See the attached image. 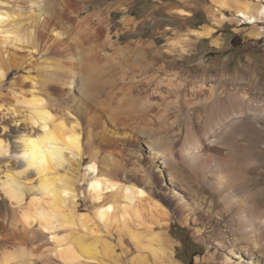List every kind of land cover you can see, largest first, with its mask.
Here are the masks:
<instances>
[{
	"label": "bare ground",
	"instance_id": "6f19581e",
	"mask_svg": "<svg viewBox=\"0 0 264 264\" xmlns=\"http://www.w3.org/2000/svg\"><path fill=\"white\" fill-rule=\"evenodd\" d=\"M91 1L0 0V87L15 75L0 119L18 124L13 150L1 125L0 156L13 153L14 165L0 188L23 209L19 231L0 223V247L8 233L48 234L38 247L0 252V264H122L128 243L139 264H182L173 220L205 245L195 264H264V102L249 96L264 85H214L175 64L202 39L218 48L226 23L264 39V0H209L210 24L161 47L112 31V11L125 13L128 1L101 13ZM130 18L123 25L135 29ZM242 71L259 75L246 65L229 78Z\"/></svg>",
	"mask_w": 264,
	"mask_h": 264
},
{
	"label": "rangeland",
	"instance_id": "374dc122",
	"mask_svg": "<svg viewBox=\"0 0 264 264\" xmlns=\"http://www.w3.org/2000/svg\"><path fill=\"white\" fill-rule=\"evenodd\" d=\"M118 1L120 0H92L88 5L91 13H95V12L101 13L107 11L110 6L114 5V2L117 3ZM126 1H128V5H129L128 8L130 10L128 9V11H126L125 13L117 12V11H112L111 13L112 31L114 33L121 31L122 32L121 37L125 41H132L139 39L146 41L154 40L157 41L158 45L161 47L167 43L168 40L167 38L173 36L174 33H184L189 31L190 29H200L202 26L210 24L208 12L206 9V7L209 5V0H190L189 4H187V2L183 3V1L180 0H126ZM169 6L170 7L175 6L176 9L187 10L191 12L192 15L189 17H183V16L181 17L176 12L170 13L168 9ZM128 17L129 18L131 17L130 19L137 21L138 24L135 28L137 30L125 28L123 22L125 21L124 19H127ZM97 21L98 20H95L94 22L96 24H99V22ZM249 28H251V26L245 23H243L242 25L226 23L224 24V26H221L217 29L218 32L214 36L215 39L219 40L220 46L218 48L213 46L212 39H202L196 45L197 51L193 53L192 56L191 55L185 56L183 61L181 62L177 61L175 64L176 65L178 64L177 65L178 67H181L186 70L193 69V71L196 72L195 75L199 77L207 75V77L211 79L214 85H218L219 84L218 82H224L227 80L230 81L231 83H235L234 86L245 87L246 89H249V87L256 89H258V87L261 88V86L264 85V39L257 41L249 38H244L245 33ZM170 29L173 31L171 32ZM159 32L161 34L164 32H168L170 34H168L167 36L155 34ZM175 58L177 59V57ZM246 65H251L252 69H255L259 75L256 74L257 77H254L253 75L249 76L250 74L248 73L244 74L242 71L238 75L237 77L238 79L229 78V74H234L237 70L240 71ZM14 77L15 75L12 74V76L4 83V86L0 87V105L5 104V98L9 96V93H11L12 87L10 86V83ZM24 88H28V87L26 86ZM259 94L260 93L258 91L253 90L252 93V91L249 90V96H253L257 98V99L254 98L255 103L257 101L264 102L263 100L264 95H259ZM8 100L9 101H7L6 103L11 104L12 100L10 98ZM7 117L5 118L4 123H3V119H0V138H2L1 125L2 124L6 125L7 123V127L9 126L8 131H6L7 133H5L4 135L10 139L11 141L10 147L11 149L12 148L14 149L16 144L15 143L16 140L14 137L16 135V131H18V127H17L18 124H16L11 114H8ZM19 126L24 128L22 124H19ZM259 154L264 157L263 151H259ZM11 155L13 156V153H11ZM12 156H8L7 157L8 159L6 158V156L5 157L0 156L1 179H4L5 177L6 168H7L6 165H8V161L9 163L12 162V165H14L13 163L14 160L11 161V159L13 158ZM1 174L4 177H2ZM260 180L261 182H259L256 186H258L259 188L260 187L264 188V185H262L264 181V175L260 177ZM208 194L211 200L214 201L217 200L216 196L211 195L209 192ZM82 195L80 196V198L81 199L83 198V201L81 200L80 203L83 205V207L89 206L90 202L84 201L85 197L84 196L82 197ZM7 198L8 197L5 196V194L0 188V223L10 228L16 227L15 229L19 231L20 230L19 226H21L20 221L22 220L23 209L21 210V208L15 206V204L11 200H9V198L8 199ZM28 202L29 200H27L26 203ZM20 210L21 213H19ZM35 230L37 231V237L39 239L34 238L35 236L32 237V235L28 237H20L14 233L11 234L8 233L9 235L7 234L5 237L6 238L5 242H8V244L2 245L0 247V252L3 251L10 252L17 244L18 245L24 244V246L34 245L33 247H38L44 242H46L47 241L46 236L48 234L41 233L42 230L40 229L39 226H37ZM170 233L173 236L174 240H176L177 242L176 244H178L176 246V257L178 262H181L182 264L183 263L195 264V258L197 256L205 255L206 253L205 245L199 243L198 239L193 235L192 231L189 228L184 227L177 220L172 221L170 227ZM39 235L43 236L44 239L42 238V240H40L41 237ZM31 237L34 239H32ZM113 237L115 236H109V237L107 236L106 238L111 241H116V237L115 238ZM50 242H52V239H50ZM127 247L128 249L130 248L128 254H124L121 251H119V254H121L120 257L122 259L121 261L122 262L124 261L122 264H134V263L137 264L138 261L136 259H133L134 257H136V255H138L137 251L135 250L136 248H134V246H132V244L130 243L127 244ZM148 260L150 263H152V260L150 258ZM58 264H61V261H59ZM62 264L64 263L62 262ZM80 264H100V263L95 261L85 260Z\"/></svg>",
	"mask_w": 264,
	"mask_h": 264
}]
</instances>
